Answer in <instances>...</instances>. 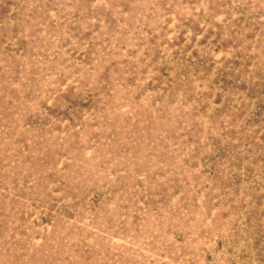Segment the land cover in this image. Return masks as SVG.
<instances>
[{
  "label": "rangeland",
  "instance_id": "obj_1",
  "mask_svg": "<svg viewBox=\"0 0 264 264\" xmlns=\"http://www.w3.org/2000/svg\"><path fill=\"white\" fill-rule=\"evenodd\" d=\"M0 264H264V0H0Z\"/></svg>",
  "mask_w": 264,
  "mask_h": 264
}]
</instances>
